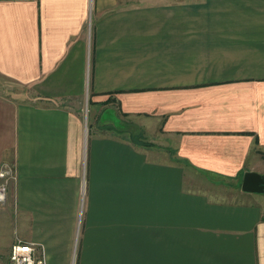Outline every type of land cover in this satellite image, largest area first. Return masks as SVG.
Instances as JSON below:
<instances>
[{
  "label": "crops",
  "instance_id": "obj_1",
  "mask_svg": "<svg viewBox=\"0 0 264 264\" xmlns=\"http://www.w3.org/2000/svg\"><path fill=\"white\" fill-rule=\"evenodd\" d=\"M6 166L0 264H264V0H0Z\"/></svg>",
  "mask_w": 264,
  "mask_h": 264
},
{
  "label": "built area",
  "instance_id": "obj_2",
  "mask_svg": "<svg viewBox=\"0 0 264 264\" xmlns=\"http://www.w3.org/2000/svg\"><path fill=\"white\" fill-rule=\"evenodd\" d=\"M15 177L12 166L0 169V203L7 202L9 197V186ZM39 247L35 242L17 240L11 246L8 264H47L44 255H39Z\"/></svg>",
  "mask_w": 264,
  "mask_h": 264
},
{
  "label": "rangeland",
  "instance_id": "obj_3",
  "mask_svg": "<svg viewBox=\"0 0 264 264\" xmlns=\"http://www.w3.org/2000/svg\"><path fill=\"white\" fill-rule=\"evenodd\" d=\"M84 106V113H85V116H86V129L87 127H92V126H97L99 127V123L100 124H105V125H101L100 129L101 131H103V129H107L106 127L107 126H113V127H117V129H125L127 132L130 131V133L132 134V136H137L138 140H140L142 138V136L144 137L145 136V130H143V128L135 121H126L125 119H122L120 118V116L117 114L115 108H111L109 106L103 108L101 110V114H100V117L98 118V120L95 122L94 124V121L95 120H92L90 118V121H89V118H88V114H89V103L86 101L84 102L83 104ZM112 131V130H110ZM108 131V132H110ZM114 131V130H113ZM225 184H228L229 182L228 181H224ZM230 184V183H229ZM74 264H77L74 263Z\"/></svg>",
  "mask_w": 264,
  "mask_h": 264
},
{
  "label": "water",
  "instance_id": "obj_4",
  "mask_svg": "<svg viewBox=\"0 0 264 264\" xmlns=\"http://www.w3.org/2000/svg\"><path fill=\"white\" fill-rule=\"evenodd\" d=\"M242 189L247 192L264 193V174L256 171L245 172Z\"/></svg>",
  "mask_w": 264,
  "mask_h": 264
},
{
  "label": "trees",
  "instance_id": "obj_5",
  "mask_svg": "<svg viewBox=\"0 0 264 264\" xmlns=\"http://www.w3.org/2000/svg\"><path fill=\"white\" fill-rule=\"evenodd\" d=\"M132 137H133V140H134V141H135V140H137V138H138V137H137V136H135V135H134V136H132Z\"/></svg>",
  "mask_w": 264,
  "mask_h": 264
}]
</instances>
